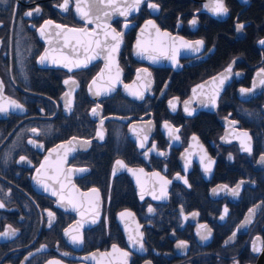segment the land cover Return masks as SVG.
<instances>
[{
  "label": "flooded vegetation",
  "instance_id": "1",
  "mask_svg": "<svg viewBox=\"0 0 264 264\" xmlns=\"http://www.w3.org/2000/svg\"><path fill=\"white\" fill-rule=\"evenodd\" d=\"M148 2L158 4L159 10L149 8ZM210 2L145 0L126 18L114 13L107 23L123 33L115 54L121 82L110 93L103 89L115 79V67L110 73L105 71L89 91L92 80L105 68L102 58L72 71L51 60L38 63L48 43L37 28L46 20L99 32L96 24L105 23L104 19L86 24L75 11V0L67 12L58 6L63 0L0 3L3 96L23 106V111L9 108L0 113V202L4 204L0 232L8 226L16 230L14 237L0 236V264H48L51 260L110 264L113 245L129 253L127 264H256L264 248V164L260 162L264 155V86L259 83L264 77L257 76L264 69V46L258 43L264 39V0H225L226 16L213 15L206 7ZM37 7L39 14L24 15ZM149 20L170 37L203 40L204 45L198 53L187 49L177 53V66L171 60L153 62L152 55L146 54L155 47L156 29L148 27L141 33ZM237 23L244 24L240 32ZM47 32L53 47L61 48L53 39L57 29ZM138 39L148 49L142 56L136 54ZM71 43L75 46V39ZM77 52L81 59L86 54L83 46ZM63 54L73 55L69 48ZM87 54L91 55V49ZM162 63L165 66H156ZM230 65L232 72L226 73ZM139 69H147L151 76L141 72L137 79ZM222 73L228 79L222 86L219 80L213 84V78ZM254 82V91L242 95L240 89H253ZM124 85L133 87L126 90ZM98 89L99 96L94 94ZM193 89H198L196 96L191 95ZM136 91L143 92L144 98L130 94ZM174 99L175 111L169 107ZM185 101H190L192 115L185 111ZM0 103L6 102L0 99ZM93 108H97L96 115ZM165 123L179 131L170 135ZM33 128L39 135L33 134ZM99 131H103V140L97 136ZM242 132L251 137V154L241 148V141L246 140ZM30 139L43 147L29 144ZM69 141L75 150L58 151L54 170L56 175L59 168L60 175L57 181L47 180L55 184L59 195L39 190L33 181L37 169L53 148ZM21 156L26 157L24 162ZM118 160L125 167L117 165ZM209 164L211 171L205 172ZM241 181L238 196L222 190L221 186L235 188ZM93 188L99 192L98 201ZM225 208L228 213L221 220ZM250 209H255L251 223L241 227ZM124 212L131 215L121 218ZM69 229L73 236L82 237V244L71 242L65 235ZM208 229L209 239L201 240ZM137 231L143 234V250L139 243L128 241ZM180 241L187 247L177 248ZM254 244L259 251H253ZM65 252L67 256L62 255Z\"/></svg>",
  "mask_w": 264,
  "mask_h": 264
},
{
  "label": "snow or ice",
  "instance_id": "2",
  "mask_svg": "<svg viewBox=\"0 0 264 264\" xmlns=\"http://www.w3.org/2000/svg\"><path fill=\"white\" fill-rule=\"evenodd\" d=\"M145 0H131V3L128 2V0H124V2L121 4L118 2V0H75V11L76 13L80 16L81 19H83L85 21L86 24H92L94 22L100 21L101 19L105 20V23L100 24L97 23L96 24V28L99 29V32L97 31H93V32H89L86 28H70L61 24H54L52 20H46L44 22L43 25H41L39 28H37V31L39 32L41 38H44L46 40V43L48 44H52V40L48 39L47 37L51 35V33L47 32V29L49 28H56L58 29V31L55 33V37H56V43L57 44H62L61 48L57 49L55 47L53 48H48L45 49L44 53L39 57L38 63L40 64H44L45 62L51 60V62L53 64H55L56 66L59 67H65L67 68L69 71H72L73 68H87L89 63L92 60L99 58H102L106 61L105 63V68L104 70H102L100 72V74L92 80L91 85H89V91L91 92L93 90V86H95L97 84V81L100 80L104 75H105V71H108L109 73L111 72L112 67L116 68V76L115 79L111 81L110 86L106 87L103 89V91L105 93H110L111 91L114 90L115 84L120 83V68L118 66V64L116 63V56L115 54L118 53L119 48H120V44L122 43V37H123V33L122 32H117L114 28H111L110 24L107 23V20L113 15V13H118L120 16H124L125 18L128 16V14L132 11H136L139 10V7L142 3H144ZM244 3H247V0H243ZM0 3H7V0H0ZM71 0H63V3L58 5L60 10L62 12H67L69 10V6H70ZM147 6L151 9H153L154 11H158L159 10V5L156 3H151L148 2ZM206 7H209V10L213 13V15L216 16H226L228 15L229 9L225 4V0H211L210 5H206ZM41 11V9L39 7L35 8L32 11H28L26 13H24L25 16L28 17H32L34 12L36 14H39ZM197 23V21L195 19H193L191 21V24L195 25ZM2 26V25H0ZM34 26V25H33ZM125 27H127L128 25L125 24ZM148 27L154 28L156 29V33L158 36H165V37H169V39L172 40V54L171 55H167L166 52H162L163 55H165V58L170 59L172 61L173 66H177V60H176V55L179 52V48H177L175 46V42L176 40H179L180 43V47L185 48L191 52L194 53H198L200 52L201 48L204 45V41L203 40H197L194 42H189L186 40H183L181 38L178 37H170L168 33H161L159 28H157V26L153 23V21L149 20L147 21L145 28L141 29V33L143 34V32L145 31V29H147ZM244 28V24L242 23H237L236 25V31L240 32L242 31ZM75 39L76 44L75 46L72 45V40ZM109 40L112 41V43H109ZM260 45L264 46V39L260 40L258 42ZM94 45V48H93ZM79 46H83L84 47V51H85V56L81 59L79 57V53L77 52V47ZM64 48H69L71 53L73 54L71 57L68 55H64L63 54V49ZM91 49V55H88L87 53L89 52V50ZM136 54L138 56H142L144 55V53L146 51H148V49L143 45L141 40H137L136 43ZM60 53V56L57 57L55 55H53L54 53ZM149 59H152L153 62H155V58L154 57H149ZM226 73H231L232 72V67L231 65L225 70ZM143 72L146 74V76L150 77L151 73L148 72L147 69H139L137 71V79H140V73ZM237 75H239L237 73ZM257 76L259 77H264V69L261 70V72L257 73ZM228 79V76L225 74H221L218 77L213 78L212 83L215 84L216 80H219V84L220 86L223 85L224 81ZM64 83L67 85L69 83L68 80H65ZM71 83L76 84L75 80H72ZM150 83V81H149ZM260 85L264 86V78H261L259 80ZM125 89H131L133 86L132 85H124ZM199 88H204V85H199ZM3 89H4V84L3 81H0V99H2L3 101H5L6 103H0V113H6L8 111L9 108L12 109H19L21 111H23V106L19 103H17V101L10 99L8 97L3 96ZM255 89V82L253 85V89H244L241 88L240 92L242 95H247L249 92L254 91ZM220 88L217 87L215 90V93L213 95V98L211 100V103L213 104V106L215 105V97L218 95ZM95 95L99 96L101 95V91L98 89L96 90V92L94 93ZM130 94L136 96L137 99H143L144 95L143 92L141 91H136V92H130ZM193 94L195 96L196 94V89H193ZM65 96H70V92L69 93H65ZM176 103L177 101L174 100H170L169 101V107L175 111L176 110ZM190 104V101H185V111L187 112L188 115H192V111H189L188 109V105ZM98 107V106H97ZM92 114L96 115L97 114V108H93L92 109ZM232 124H235V121L231 122ZM103 126V120H101V127ZM165 128H169L170 129V135L172 131H179V129H174L172 130L170 128V125H168L167 123H165L164 125ZM31 131L33 132V134L35 135H39V132L37 131V129L33 128L31 129ZM133 132H135V128H133ZM241 136L245 137L246 140L245 141H241V148L243 149V151L248 152L249 154H251L252 152V147H251V137L249 136L248 132H242L240 133ZM97 136L99 137V139L103 140L104 136H103V131H99L97 133ZM75 139V137L73 138ZM175 139H179V137H175ZM193 140H196L197 138L195 136L192 137ZM144 140H147V136L144 137ZM230 142V141H229ZM29 144H33L34 146L37 147H43V145H38L36 143V141L34 140H29L28 141ZM69 144H72V141L68 142ZM84 143H90V141H85ZM63 147V146H61ZM140 147L143 148L144 147V143L141 142L140 143ZM152 148H155V145H152ZM70 150H75L70 149ZM53 152H55L56 150L53 149ZM161 155H163V153H160ZM231 159V157H229ZM65 159H66V155H65ZM26 160V157L21 156L20 157V162H24ZM260 162L262 164H264V155H262L260 157ZM47 158L45 160V164H47ZM117 165H119L121 168L125 167V165L123 164L122 161H117L116 162ZM41 169H43L45 167L44 164H42ZM187 167V165H186ZM205 172H210L211 171V165L209 164L208 166L205 167ZM38 173L40 171V169L37 170ZM69 173L72 171L71 169L68 170ZM76 171L79 172H84L87 171V169H77ZM128 171H132V169H128ZM141 172H143V169H140ZM135 174V173H133ZM60 175V169L57 168L56 169V175L55 176H49V179H52L54 181L58 180V177ZM153 175H159L158 173H154ZM181 177H177V179H180ZM38 183H40V181H37ZM165 183H169V181H165ZM184 183L187 184L188 181L187 179H184ZM243 183V181H241L240 184H237L235 186V188H228L226 185L221 186L222 190H227L229 191L233 196H238L239 195V191H240V187L241 184ZM45 190H48V185L45 184L43 185ZM64 185L61 184V190H63ZM74 187V186H73ZM92 193H95L96 195V199L97 201L99 200V192L97 189L93 188L92 189ZM213 193H217V189H213ZM53 196H57L59 195L58 192L56 190H53L51 193ZM83 196H88V193H83ZM141 198H143V195L141 196ZM154 199H156L157 197L153 196ZM60 200L63 201L64 197L61 195L60 196ZM69 203H72L71 200H69ZM4 204L3 202H0V208H3ZM73 208L77 209V206L75 204H73ZM153 209L150 207L149 208V212H152ZM228 213V209L225 208L224 209V215L220 216V219L223 220L225 218V215H227ZM255 213V209H250L249 210V215L248 217L245 218L244 221V225H241V227L251 223V218ZM81 215L83 216L84 214L81 213ZM121 218H123L124 216L128 215L130 216L131 213L128 212H124L121 213ZM195 215V214H194ZM49 217H53V213L49 212L48 213ZM93 223H95V220L92 221ZM201 227H206L204 225H202ZM72 229H69L65 232V235L70 236L71 238V242L73 244H82L83 243V239L80 236H73L72 233ZM198 234H200L198 232ZM16 235V230L13 229L11 226H8V228L6 230H4L3 232H0V236L4 237V238H11L14 237ZM211 235V229H208L206 234H202L200 235L201 240H207L209 239ZM235 235V233H234ZM143 238V234L139 233V231H137V235L136 237H132L130 236L129 239L130 241L134 242V243H139L140 244V249L143 250V243H141ZM259 239V238H257ZM113 252H120L121 256L127 258L129 256L128 252H121V250L116 246L113 245ZM187 244L184 241H180L177 244V248H186ZM253 251H259V249H257L255 247V244L253 245ZM62 255L67 256L68 253H62ZM84 259H89V257H85ZM92 259H95V256L92 257ZM48 264H61V261L59 260H51L48 262ZM125 264H127V261L125 260ZM236 264H238V262H236Z\"/></svg>",
  "mask_w": 264,
  "mask_h": 264
},
{
  "label": "water",
  "instance_id": "3",
  "mask_svg": "<svg viewBox=\"0 0 264 264\" xmlns=\"http://www.w3.org/2000/svg\"><path fill=\"white\" fill-rule=\"evenodd\" d=\"M207 13L208 14H211V12H209V11H207ZM57 31H58V29H57ZM161 33H163V32H161ZM53 39L55 40V35H54V38ZM172 43L173 42H172L171 39H169V37L158 36L157 35V42L155 43L154 49L149 50L148 53L147 54L145 53V54L146 55H150L151 54L152 57L155 58V60L161 61V62L170 60V59L165 58V55H163L162 52H166L167 55H171L172 54ZM175 46L177 48H179V52H183V51L186 50L185 48L180 47V43L177 42V41L175 42ZM52 47H53V44H50V45L47 44L46 49L52 48ZM145 63H150L149 59H145ZM156 66H165V64L162 63V65H156ZM208 83H211V82H208ZM197 94H198V89H196L195 96ZM191 95L194 96L193 90L191 91ZM61 146H63V147H61ZM62 148H71L72 149L73 148V145H71L69 143H66V144H62V145H59V146L53 148L56 151L53 152L52 151L53 149L51 150L50 155L47 157L48 163L45 164V160H46L45 159L41 163V165L44 164L45 167L43 169H41V167H40L41 165H40L39 168H38V169H40L39 173H38V171H36V173L34 175V178H33V181H34L36 187L39 190H45V188H44L43 185L49 183V182H47V180L49 179L48 177L49 176H55L54 158L58 155V151L61 150ZM127 173L128 174H131V172H127ZM38 180L40 181V183L37 182ZM47 185H48V190L47 191L51 194V192L53 190H55L56 186H55V184L53 185V183H50V184H47ZM128 235L129 234H127V236ZM129 237L130 236H128V241H130ZM104 255H106V254H104ZM109 256H110V260H109L110 261V264H113V262L116 261V260H118V262H120V264H125V260L128 261V257L125 258V257L121 256L120 252H113V248L109 252ZM113 257H115V259H113ZM100 261H101V259H100ZM256 264H264V248L262 249L261 253L259 254L258 259L256 261Z\"/></svg>",
  "mask_w": 264,
  "mask_h": 264
}]
</instances>
